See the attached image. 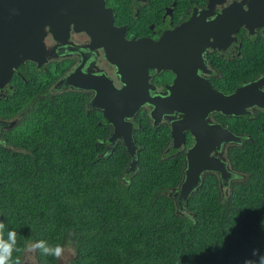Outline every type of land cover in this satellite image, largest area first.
Here are the masks:
<instances>
[{
  "label": "trees",
  "instance_id": "16d2710c",
  "mask_svg": "<svg viewBox=\"0 0 264 264\" xmlns=\"http://www.w3.org/2000/svg\"><path fill=\"white\" fill-rule=\"evenodd\" d=\"M241 50L242 58L220 69L226 90L264 74V36ZM22 85L14 96L29 110L6 139L15 149L0 145V221L16 231L18 247L60 244L73 253L67 264H244L253 250L264 252V112L229 118L242 136L226 150L239 175L229 191L206 172L178 210L169 190L182 179L183 154H164L167 141L147 114H136L137 163L126 172L123 144L105 149L111 126L86 110L87 95L27 103V91L37 88ZM18 104L6 105L15 112ZM57 262L36 253V264Z\"/></svg>",
  "mask_w": 264,
  "mask_h": 264
},
{
  "label": "water",
  "instance_id": "95a60500",
  "mask_svg": "<svg viewBox=\"0 0 264 264\" xmlns=\"http://www.w3.org/2000/svg\"><path fill=\"white\" fill-rule=\"evenodd\" d=\"M245 3L248 6L246 11H237L232 7L220 15L217 21L222 25L230 21L233 28L239 22L245 26L249 23L264 24V0H246ZM8 7L14 10L13 19H7ZM1 9L6 13L4 16L0 14V87L19 63L25 59L37 60L44 52L30 50L27 42L32 37L27 33L21 34L27 30V26L23 31L18 29L22 22L18 21L21 16L25 18L31 15L34 20L40 15L44 16V23L47 22L51 29L55 28L57 38L59 32L67 33L65 23L68 25L71 21L75 28L85 30L92 42L105 47V56L114 64L121 87H115L105 77L96 80L89 77L88 82L83 83L71 82L68 76L61 83L65 86L73 83L70 85L94 92L89 106L100 110L111 126L107 150L115 140L122 141L130 157L126 172L133 171L137 163L130 118L141 106L147 104L154 124L166 113L177 111L182 114L180 121L173 120L170 124L173 147H179L184 141L182 129H189L194 138L193 145L184 154L182 179L169 193L178 210L186 208L188 197L202 181L203 171L215 172L222 180L221 184H227L230 177H239L231 175L227 160L221 157V145L227 142L239 143L242 136L219 123L208 124L205 117L213 109L234 116L250 113L248 109L252 106L264 111V77L243 84L227 94L215 90L207 81L196 78L194 74L189 78L195 80L197 86L191 85L186 80L191 72H184L181 59L185 58L194 70L201 63V50H176L181 46L178 40L183 26L169 31L158 40H126L123 32L113 25L111 9L104 5V0H10L1 4ZM7 31L10 33L6 34ZM229 33L224 35L223 40L226 42L231 39ZM20 36L24 38L23 46L19 43ZM202 38L207 44L210 43L207 37ZM33 45L37 46L36 40ZM161 68L170 69L176 74L173 84L166 88L170 92L166 97L152 95L150 90L155 87L148 81V70L159 71Z\"/></svg>",
  "mask_w": 264,
  "mask_h": 264
},
{
  "label": "flooded vegetation",
  "instance_id": "af4514ba",
  "mask_svg": "<svg viewBox=\"0 0 264 264\" xmlns=\"http://www.w3.org/2000/svg\"><path fill=\"white\" fill-rule=\"evenodd\" d=\"M0 1V14L4 16L6 11L1 9V4L7 3L10 0ZM245 1L246 0H104V5L111 9L113 25L123 32V38L126 40L144 38L158 40L169 31L183 26V30L179 34L180 39L178 40L181 46L176 50H201V63L196 66L194 70L190 68L185 58L181 59L184 72H191L186 80H188L191 85L197 86L195 80L192 81V79L189 78L190 75L194 74L196 78L207 81L215 90L227 94L233 92L243 84L264 77L263 73H259L253 78L243 80L231 90L224 89V84L220 79V69L222 67L233 60L242 58L243 52L241 48L244 42H255L264 36L263 23L257 25L249 23L248 26H245L242 22H239L233 28L230 21L225 22L223 25L217 21L220 15L232 7L237 11H246L248 6ZM13 11V9L8 7L9 17L7 19H13ZM44 18V16L40 15L34 20L33 16L28 15L25 18L21 16L18 20L22 21L18 26L20 31H23L25 25L27 26V30L21 32V34L27 33L32 37L27 42L30 50H44V52L37 60L25 59L23 62L19 63L17 67L12 69L9 79L0 87V100L3 101L2 111H0V145L2 144L12 150L15 148L12 144L10 145L7 142V132L16 125L19 119L24 118L26 111L30 108L29 106H27L28 110L23 108V104H20L22 101L17 100L14 96V94L23 87V83H27L28 87L35 86L37 88L32 91H27V103L37 102L53 95L61 94L62 92H77L81 95H87L85 99H83L86 110L99 111L102 116L103 114L100 110L89 106V100L94 94L92 90L70 85L73 83L65 86V84L61 83V80L69 76L71 77V82L81 81L87 83L89 77L95 80L105 77L109 79L115 87H121V83L115 72L116 68L114 64L105 56L106 49L104 46L92 42L88 33L85 30L75 28L71 21L68 25L65 23V27L67 26V33L63 34L59 32V38H57L55 36V28L53 27V29H51L47 22L44 23ZM8 25L10 24H6L5 26ZM228 32H230L228 36L231 39L226 42L223 38ZM9 33V31L6 32V34ZM201 37H207L210 43L207 44ZM19 38V43L23 46L25 44L24 38L21 36ZM35 40L37 46L33 45ZM185 44L188 46H184ZM260 63L261 62L254 66V68H260ZM148 73V81L155 87L154 90H150L151 94L160 97L168 96L170 92L166 88L173 84L176 74L172 70L165 68H161L159 71L156 69H149ZM262 89L264 90V86ZM9 100L19 102L18 111L12 112V108L6 105ZM149 110V105L145 104L139 108L132 118H130L133 123V130L136 126V114L139 113L141 116L147 114L151 123L150 129L158 131L159 134L161 133L165 141H167L164 154L166 156H171L181 153L184 158L185 151L193 145L194 138L189 129H182L184 141L179 147H173L171 139L172 128L170 125L173 120L180 121L182 119V114L177 111H173L169 114L166 113L157 124H154ZM248 110L250 113L247 115L250 116H254L259 111L264 112L256 106H252ZM231 117L236 116L225 115L213 109L206 114L205 119L208 124L219 123L230 129L227 123H229V118ZM133 130L132 139L136 145L135 152H137L139 147L134 140ZM109 134L106 138L102 139V142L106 144L105 149H107L109 145L107 141ZM119 142L122 143L119 139L115 140L108 148V151L111 152L114 146ZM232 144L236 143L227 142L221 145V150H223L221 157H224L226 160L227 147ZM229 169L231 170L230 166ZM206 172L212 171H203L202 179ZM231 172V175H237L236 172L232 170ZM217 177L223 194L226 193L224 190L228 192L232 182L238 179L237 177H230L227 184H221L222 180L218 175ZM173 189L174 188H171L169 193H171ZM64 249V258L58 260V262L61 261L62 264H67L73 258V253L69 248L64 247ZM22 260L24 264H36V253H24L22 254Z\"/></svg>",
  "mask_w": 264,
  "mask_h": 264
},
{
  "label": "clouds",
  "instance_id": "9594fccd",
  "mask_svg": "<svg viewBox=\"0 0 264 264\" xmlns=\"http://www.w3.org/2000/svg\"><path fill=\"white\" fill-rule=\"evenodd\" d=\"M44 256H52L57 260L64 258L65 249L60 245H50L45 240L29 243L26 248L17 246V233L13 229H6L3 221H0V264H24L21 254L37 253ZM17 253V255H13ZM244 264H264V252L253 250L252 256L244 261Z\"/></svg>",
  "mask_w": 264,
  "mask_h": 264
},
{
  "label": "rangeland",
  "instance_id": "374dc122",
  "mask_svg": "<svg viewBox=\"0 0 264 264\" xmlns=\"http://www.w3.org/2000/svg\"><path fill=\"white\" fill-rule=\"evenodd\" d=\"M224 191H226L227 192V190H224ZM29 258V257H28Z\"/></svg>",
  "mask_w": 264,
  "mask_h": 264
}]
</instances>
